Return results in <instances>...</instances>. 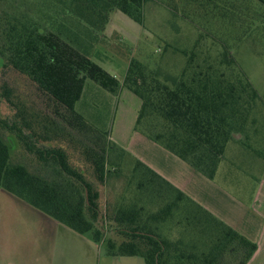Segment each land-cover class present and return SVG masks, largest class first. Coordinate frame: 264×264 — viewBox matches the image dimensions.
Masks as SVG:
<instances>
[{"label":"trees","instance_id":"1","mask_svg":"<svg viewBox=\"0 0 264 264\" xmlns=\"http://www.w3.org/2000/svg\"><path fill=\"white\" fill-rule=\"evenodd\" d=\"M24 1L0 12V76L11 71L34 92L20 99L7 82L0 86V99L12 110L9 117L0 114V189L76 234L90 235L111 257H138L144 264H247L254 243L131 159L75 105L87 80L113 95L129 91L140 100L134 132L212 180L226 145L246 142L256 122L260 98L237 69L228 42L264 28V0H180V12L171 0H159L173 19L179 13L205 34L190 49H175L185 60L176 74L131 58L121 82L98 67L93 54L106 44L112 12L144 27L150 0ZM201 40L212 48L203 49ZM124 172L125 188L135 185L131 200L122 197L101 217L102 189ZM146 200L163 206L147 213ZM101 219L117 241L104 240ZM166 224L178 227L180 238L162 236Z\"/></svg>","mask_w":264,"mask_h":264},{"label":"rangeland","instance_id":"2","mask_svg":"<svg viewBox=\"0 0 264 264\" xmlns=\"http://www.w3.org/2000/svg\"><path fill=\"white\" fill-rule=\"evenodd\" d=\"M24 2L0 0V12L7 3L13 9L21 7ZM169 3L170 6L177 4L180 12V0H171ZM251 6L258 8L253 1ZM171 13L164 2L150 0L145 6L144 27H140L122 13L112 12L104 31L106 44L96 48L92 61L118 82H121L131 58L150 68L160 67L164 72L176 74L183 67L185 60L175 52V49H190L199 34L204 31L197 24L182 18L179 13L176 19H173ZM228 43L231 45L230 51L237 69L256 90L260 102L255 110V125L248 126V139H244L246 142L242 144L231 141L226 145L223 158L212 180L161 146L134 132L140 100L129 91L123 90L122 93L113 95L87 80L81 99L75 105V111L101 133L108 132L110 139L124 149L131 159L142 162L150 169L156 168L172 187L197 205L211 207L217 219L235 224L244 232L256 234L262 222L257 214L259 204L256 202L258 180L264 166V28L258 25L242 40L237 42L229 40ZM201 44L203 49L210 47L209 40H201ZM2 81L7 82L13 95L20 99H31L34 95L28 82L11 71H6L0 76V86ZM0 114L4 117L12 114L11 108L2 99ZM131 162L133 163L132 160ZM125 174L124 172L122 175L111 177L102 189L101 217L106 207L112 212L122 202V197L125 203L131 200L135 185H131L129 189L125 188L127 184ZM6 196L4 198L10 208L9 221L25 223L26 225L22 226L25 240L32 238L33 220L38 218L36 216L38 213L27 207L23 209L13 197ZM142 205L147 213H154L163 206L155 200L151 202L146 200V205L144 203ZM43 220L41 217L42 222ZM105 222L104 240L117 241L110 231L108 220L105 219ZM179 230L174 224H166L160 231L162 236L169 240H176L180 238ZM84 236L93 240L88 234ZM74 251L77 252L76 249ZM104 258V249L100 246V264H103ZM122 262L144 264L138 257L124 258L121 264Z\"/></svg>","mask_w":264,"mask_h":264},{"label":"crops","instance_id":"3","mask_svg":"<svg viewBox=\"0 0 264 264\" xmlns=\"http://www.w3.org/2000/svg\"><path fill=\"white\" fill-rule=\"evenodd\" d=\"M123 90L125 89L120 93ZM151 170L163 178L164 175L156 168ZM261 174L256 202L259 204L257 214L262 220L258 233L250 234L240 230L235 224L223 222L256 245V251L247 264H264V166ZM6 195L9 194L0 189V264H100L99 243L84 235L76 234L38 212L36 214L38 218L33 220L32 238L25 240L22 226L26 224L9 221L10 208L4 198L7 197ZM18 203L23 209L27 207L23 203ZM202 208L214 217L217 216L211 207L203 205ZM41 217L44 219L43 222ZM75 249L77 252L74 251ZM104 256L103 264H121L122 259L130 258L111 257L105 253ZM122 264L129 263L122 262Z\"/></svg>","mask_w":264,"mask_h":264}]
</instances>
